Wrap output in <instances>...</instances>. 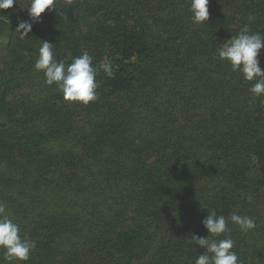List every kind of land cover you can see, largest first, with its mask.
I'll return each instance as SVG.
<instances>
[{"label": "trees", "instance_id": "trees-1", "mask_svg": "<svg viewBox=\"0 0 264 264\" xmlns=\"http://www.w3.org/2000/svg\"><path fill=\"white\" fill-rule=\"evenodd\" d=\"M27 3L0 10V201L36 242L24 264H195L211 211L252 217L211 238L264 264V96L216 55L246 24L264 34V0H209L202 23L189 0H55L22 37ZM40 40L115 75L65 101L34 69Z\"/></svg>", "mask_w": 264, "mask_h": 264}, {"label": "clouds", "instance_id": "clouds-1", "mask_svg": "<svg viewBox=\"0 0 264 264\" xmlns=\"http://www.w3.org/2000/svg\"><path fill=\"white\" fill-rule=\"evenodd\" d=\"M16 0H0V10L12 8ZM209 0H189L188 11L193 23H202L209 19ZM27 8L29 19L21 20L16 31L22 37H27L32 30V22H39L41 14L45 10L55 9V0H28ZM254 20L253 16L248 17ZM226 41V42H225ZM216 49L217 57L226 61L232 71L238 72L243 79L251 84L249 92L255 97L264 96V69L260 66V52L264 49V34L251 33L248 25H244L230 39H226ZM54 45L48 41L40 40L38 56L34 69L42 72L44 82L51 86L55 84L62 98L68 102H78L88 105L95 101L98 82L96 76L100 71L108 77L115 75L112 62L105 57L99 62L98 67L93 65V57L87 51L79 56L72 57L69 54L70 63L65 60H57L53 52ZM229 220L237 225L242 232H247L256 227L252 217L239 215L235 212L229 218L218 215L216 211L208 212L201 221L207 230L208 236L202 237L193 234L191 242L203 248V254H199L195 264H240L237 253L233 250L235 242L230 237L215 239L229 231ZM36 248V242L26 235L21 234L20 226L14 222L7 211L5 202L0 201V264H24L30 258V254Z\"/></svg>", "mask_w": 264, "mask_h": 264}]
</instances>
